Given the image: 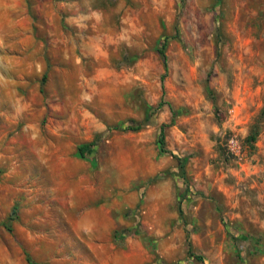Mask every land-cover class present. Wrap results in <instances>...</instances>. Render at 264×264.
Wrapping results in <instances>:
<instances>
[{
    "label": "rangeland",
    "instance_id": "374dc122",
    "mask_svg": "<svg viewBox=\"0 0 264 264\" xmlns=\"http://www.w3.org/2000/svg\"><path fill=\"white\" fill-rule=\"evenodd\" d=\"M85 192L155 262L264 264V0H0V264H79Z\"/></svg>",
    "mask_w": 264,
    "mask_h": 264
},
{
    "label": "crops",
    "instance_id": "0c3cea01",
    "mask_svg": "<svg viewBox=\"0 0 264 264\" xmlns=\"http://www.w3.org/2000/svg\"><path fill=\"white\" fill-rule=\"evenodd\" d=\"M55 205L56 213L69 225V248L74 249L77 245L83 250L79 264L161 263L155 262L160 249L157 234L147 233L153 243L140 235H136V239L122 237L125 220L120 212L121 202L117 199L112 201L110 197L86 192L69 193L56 199Z\"/></svg>",
    "mask_w": 264,
    "mask_h": 264
},
{
    "label": "trees",
    "instance_id": "16d2710c",
    "mask_svg": "<svg viewBox=\"0 0 264 264\" xmlns=\"http://www.w3.org/2000/svg\"><path fill=\"white\" fill-rule=\"evenodd\" d=\"M158 53L159 55L161 56V58L163 59V64H164V69H166V56L164 54V51H163V47L161 46L160 49L158 50ZM138 128H132V130H137ZM248 139L250 142H254L255 139H256V133H252L248 136ZM94 145L93 142H90V143H84V144H81L79 147H78V155L79 157L81 158H84V155L85 153ZM15 210V208L13 209ZM121 234H122V237L124 238L126 236V230H121ZM26 261L29 263V264H35L28 256H26Z\"/></svg>",
    "mask_w": 264,
    "mask_h": 264
},
{
    "label": "built area",
    "instance_id": "2783aa9c",
    "mask_svg": "<svg viewBox=\"0 0 264 264\" xmlns=\"http://www.w3.org/2000/svg\"><path fill=\"white\" fill-rule=\"evenodd\" d=\"M236 143L234 139H230V146H233Z\"/></svg>",
    "mask_w": 264,
    "mask_h": 264
}]
</instances>
